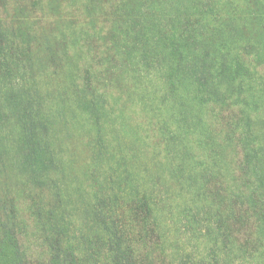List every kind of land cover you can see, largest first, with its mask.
Wrapping results in <instances>:
<instances>
[{
    "label": "trees",
    "instance_id": "1",
    "mask_svg": "<svg viewBox=\"0 0 264 264\" xmlns=\"http://www.w3.org/2000/svg\"><path fill=\"white\" fill-rule=\"evenodd\" d=\"M184 1L0 0V173L7 175L9 161L17 158L31 179L24 178L27 186L40 190L30 198L29 218L44 247L30 260L17 197L2 179L0 264L90 263L75 244L65 214L56 211L63 201L58 186L53 193L48 189L53 168L62 163L53 150L60 142L54 110L64 127L74 114L73 123L81 117L95 128L89 146L98 160L105 147L106 112L112 98L121 106L116 100L122 94L142 101L143 129L159 133L158 152L163 147L166 154L170 139L183 137L190 156L218 155V181L204 187L218 213V239L239 250L264 252V153L258 150L264 138L247 133L242 139L236 123L264 125V61L247 54L242 40L250 34V43L263 45L264 51V0H207L205 7L202 0H187L190 14L180 12ZM170 13L175 17L168 27ZM231 31H241L239 41L229 36ZM153 69L163 81V94L146 93ZM259 69V77H253ZM13 79L16 86L1 87ZM129 104L133 107L127 109L138 114L135 103ZM178 105L191 114L186 132L177 115L185 112ZM170 124L178 130L168 132ZM139 197L131 192L128 212L122 209L130 226L120 224L118 210L94 212L106 250L101 264H155L164 258L161 231L151 221L155 203L147 194Z\"/></svg>",
    "mask_w": 264,
    "mask_h": 264
},
{
    "label": "rangeland",
    "instance_id": "2",
    "mask_svg": "<svg viewBox=\"0 0 264 264\" xmlns=\"http://www.w3.org/2000/svg\"><path fill=\"white\" fill-rule=\"evenodd\" d=\"M202 1L204 3L202 7H205L207 0ZM183 3L185 4L180 12L190 14L193 10H188L187 0ZM175 10L177 8L173 11ZM170 15L173 17H169L168 22L165 21L168 27L173 26L171 18L175 17L173 13ZM194 27H198V24ZM240 32L231 31L229 36L239 41ZM250 39V34L242 39L247 42V45L245 42L243 44L244 51L249 55L257 54L259 60L264 61L263 45L259 47L252 45ZM261 71L262 69L252 72L253 77L258 76ZM150 76L151 82L147 84L146 93L163 94L161 92L163 81L155 69ZM12 82L4 81L1 87L7 89L12 85L16 86V80L13 79ZM262 84L263 81L260 85ZM116 101L121 106H118L112 98L111 108L106 112L102 136L107 149L101 148L102 152L98 160L92 156V147L89 146L96 139L95 128L90 129V126L88 128V124L85 123L84 118L79 117L80 115L76 124L73 123L74 114L70 115L69 122L64 127L61 116L54 110L53 120L58 121L57 126L55 123V132L60 142H56L53 150L63 164H57V169L53 168L55 172H51V183L48 186L47 182V186L51 193L54 192V187L58 186L63 201L56 204V211L59 214H65L67 225L72 228L71 236L76 238L75 244H80L79 249L85 250L83 255H86L89 264H101L106 252L104 239L96 232L97 222L93 218L94 212H103L106 208L107 212L108 209L118 210L120 224L130 226L131 223L126 222L121 213L123 210L128 212L126 201L131 192L132 194L138 192L140 197L147 194L150 201L155 203L156 212L151 221L161 231V247L164 251V258H158L157 264H263L264 252L257 254L256 250L252 252L239 250L231 242L218 239V213L212 209L204 196L206 184L218 181V173L215 169L218 167L216 162L218 155L213 152L212 157L210 154V161L206 157L194 158L184 147L187 141H183V137H174L170 139L169 149H166L167 157H165L166 154L161 153L163 147L159 150L161 152L156 150L159 133L155 136L144 132L145 117L141 115L142 101L138 97L123 94L117 97ZM129 102L135 103L138 114L127 109L133 107L132 104L127 105ZM177 109L185 112L184 114L178 112L177 115L179 122L184 124L186 132L189 121L191 122V114L184 106L178 105ZM164 115L167 116V113ZM166 118H169V115ZM236 123L243 132L242 139L247 137V133L259 137V140L264 138V125L253 122L251 126H248V123L242 120ZM178 126L183 125L178 124ZM6 128L9 129L10 125L7 124ZM67 130L69 133L65 137L68 141L65 137L62 139ZM175 130H178L176 125L172 127L170 124L167 128L168 132L174 133ZM213 132L217 136V132L215 130ZM51 135L55 138L53 132ZM10 137L12 138L11 135ZM240 144L248 148L247 144ZM258 150L264 153V148ZM121 155L124 156L125 162L121 160ZM191 162L193 164L189 165ZM21 168L17 158L11 159L7 175L0 173V180L5 179L9 186L7 192L17 197L16 202L18 201L22 217L20 221L22 237L24 242H27L26 250L31 260L40 257L44 252L43 244L35 235L30 222L32 220L29 218L30 198H34L33 195L38 197L41 192L33 191L30 186H27L28 182H25L24 178L31 179L28 172H22ZM197 169L203 172L199 173ZM117 172L119 173L116 174ZM113 192L118 195L114 196ZM109 196L112 197L111 200ZM69 217L72 224L70 220L68 221ZM157 251L159 253V249Z\"/></svg>",
    "mask_w": 264,
    "mask_h": 264
}]
</instances>
